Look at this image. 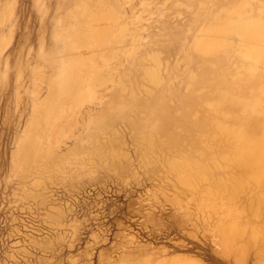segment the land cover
Wrapping results in <instances>:
<instances>
[{
    "label": "rangeland",
    "instance_id": "1",
    "mask_svg": "<svg viewBox=\"0 0 264 264\" xmlns=\"http://www.w3.org/2000/svg\"><path fill=\"white\" fill-rule=\"evenodd\" d=\"M98 1L0 0V264H264V185L233 192L213 126L264 123V41L206 33L236 0Z\"/></svg>",
    "mask_w": 264,
    "mask_h": 264
},
{
    "label": "bare ground",
    "instance_id": "2",
    "mask_svg": "<svg viewBox=\"0 0 264 264\" xmlns=\"http://www.w3.org/2000/svg\"><path fill=\"white\" fill-rule=\"evenodd\" d=\"M100 1V0H99ZM98 1V2H99ZM105 1V0H104ZM109 2H112V0H108ZM107 1V2H108ZM120 1V0H119ZM251 1L252 3L254 1L258 2V8L260 7L261 9L259 10V13L256 15V14H253L251 15H248L246 13V9L248 8V6L251 4ZM84 2V1H83ZM108 2L109 5H111L110 3ZM115 2V1H114ZM118 2V0H117ZM223 2V1H222ZM230 2V1H229ZM229 2L227 4H229ZM85 3V2H84ZM83 3V5H85ZM102 3V1H101ZM113 3V2H112ZM236 3V4H235ZM235 3L232 2V4L228 5V6H225L223 8V10L221 8L220 11L222 10V12H220V16H218L216 19H213L215 20V22H212L213 24L209 25L205 30H206V33L208 34V32H212V34L214 35L213 32H217V33H222L225 29V25L227 24L228 26H230V24H232V20L234 18L235 21H238L242 27H241V32H242V36L243 38L247 39V40H250V39H257V40H261V41H264V19H261L258 17V15H262V2L260 0H236ZM107 4V5H108ZM115 4V3H114ZM120 4V3H119ZM122 4V3H121ZM126 4H129V3H126ZM222 4V3H221ZM226 4V5H227ZM88 5V3H87ZM99 4H97L98 6ZM105 5L104 7L106 8ZM118 5V4H117ZM117 5H115L116 7H118ZM255 4H253L254 6ZM89 6V5H88ZM96 6V5H95ZM100 6V5H99ZM113 6V5H112ZM121 6V5H119ZM220 6V5H219ZM251 6V5H250ZM249 6V7H250ZM257 6V5H256ZM83 7V6H82ZM85 7V6H84ZM83 7V8H84ZM87 7V6H86ZM109 7V6H108ZM114 7V6H113ZM115 7V8H116ZM123 7V5H122ZM223 7V6H221ZM89 8V7H88ZM87 8V10H88ZM253 8V7H252ZM86 9V8H85ZM91 11H92V7L89 8ZM99 9V8H98ZM103 9V7H102ZM101 9V10H102ZM107 9V8H106ZM121 7L118 9L120 10ZM218 9V8H217ZM218 9V10H219ZM84 10V9H83ZM82 10V11H83ZM95 10V9H94ZM114 10L115 9H111L109 7L108 10H105L104 12H100L99 14L101 16H107V15H113L114 13ZM123 10H125L123 8ZM129 10V9H128ZM256 10H257V7H256ZM85 11V10H84ZM83 11V12H84ZM90 11V12H91ZM250 11H254L253 9L250 10ZM89 12V13H90ZM94 12V11H93ZM116 12V11H115ZM121 12V11H120ZM126 12V11H125ZM124 12V14H122V16H124L126 13ZM219 12V11H218ZM264 12V11H263ZM70 13V12H69ZM130 13V11H129ZM216 13V12H215ZM80 14L82 15L81 11H80ZM132 14V13H131ZM218 14V13H217ZM98 15V14H97ZM213 15V14H212ZM89 16H91L89 14ZM88 16V17H89ZM217 16V15H216ZM215 16V17H216ZM214 17V15H213ZM122 18V17H121ZM212 18V16H211ZM263 18V17H262ZM96 19V17H95ZM98 19V18H97ZM112 19V16L111 18ZM119 19V18H118ZM101 20V18H100ZM211 20V19H209ZM92 21V20H91ZM103 21V20H102ZM104 22V21H103ZM103 22L101 24H103ZM117 22V21H116ZM124 22V20H123ZM122 20L120 21V24L123 23ZM127 22V20H126ZM210 22V21H209ZM107 23V22H106ZM112 23V22H111ZM95 24V23H94ZM108 24H109V21H108ZM107 24V25H108ZM114 22L111 24V26H113ZM117 24V23H115ZM98 25V24H97ZM125 25V24H124ZM90 26H91V23H90ZM89 26V27H90ZM126 26V25H125ZM201 26V25H200ZM206 26V25H205ZM204 26V27H205ZM116 27V26H115ZM200 28V27H199ZM202 28V27H201ZM200 28V29H201ZM78 29V28H77ZM111 29H113V27H111ZM126 29V28H125ZM204 29V28H203ZM79 30V29H78ZM89 30V28L87 29ZM85 30V31H87ZM202 30V29H201ZM112 31V30H111ZM111 31H108V32H111ZM118 31V30H117ZM204 32V30H202ZM106 30L104 28H101V27H96L92 30L88 32L90 33V36L92 35L93 38L96 40V41H100L101 43L104 44V42H102L104 40V34H105ZM114 32V31H113ZM112 32V34H113ZM201 32V31H200ZM87 33V34H88ZM85 34V33H84ZM111 34V33H110ZM119 34V33H118ZM203 34V33H202ZM206 35V34H205ZM113 36V35H112ZM218 36V35H217ZM123 37V36H122ZM202 37V36H201ZM120 38V37H119ZM119 40V39H118ZM117 40V41H118ZM89 43V42H87ZM197 47L199 48V50L201 52H204V53H211L210 55H214V57H218L219 59H222V58H227L228 57V49L225 48V45L223 44V41L222 39H216L215 37L213 38H210V37H203L202 39L200 40H196L195 41ZM84 44V43H83ZM93 44V43H91ZM90 44V45H91ZM108 44V43H107ZM82 45V44H81ZM87 45V44H85ZM93 46H95V44H93ZM105 46V45H104ZM103 46V48H104ZM110 46V45H109ZM88 47V46H87ZM92 47V46H91ZM81 48V47H80ZM82 48H85V47H82ZM89 48V47H88ZM87 48V49H88ZM94 48V47H93ZM98 48V47H96ZM196 48V47H195ZM86 49V48H85ZM88 51V50H87ZM257 50H251V52H255ZM195 53V52H194ZM208 54V55H209ZM231 56V55H230ZM192 57V56H191ZM196 57V56H195ZM199 57V56H198ZM210 57V56H209ZM235 57V56H234ZM194 58V57H193ZM200 58V57H199ZM148 59V58H147ZM192 59V58H191ZM197 59V58H195ZM150 60V59H149ZM231 60V59H230ZM201 61V60H200ZM223 61V60H222ZM152 62V61H150ZM202 62V61H201ZM199 63V62H198ZM220 63V62H219ZM88 64H91V63H88ZM86 64V65H88ZM194 64V63H193ZM192 64V65H193ZM213 64V63H212ZM211 64V65H212ZM224 64V63H223ZM71 65V64H70ZM94 65V64H93ZM156 65V64H155ZM158 65V63H157ZM201 65V64H199ZM208 65V64H206ZM213 65H216L213 64ZM218 66V65H216ZM223 66V65H222ZM221 66V67H222ZM72 67V65H71ZM195 67V66H194ZM214 67V66H213ZM226 67V66H224ZM223 67V69H224ZM201 68V67H200ZM198 68V69H200ZM209 68H211L209 66ZM218 68V67H217ZM220 68V67H219ZM227 68V67H226ZM221 69V68H220ZM84 70V69H83ZM196 70V69H195ZM202 70V69H201ZM205 70V69H204ZM216 70V69H215ZM203 71V70H202ZM208 71H211L208 69ZM207 71V72H208ZM191 72V71H190ZM221 72V71H220ZM193 73L196 74V72L194 71ZM203 74V72H201ZM191 74V73H190ZM200 74V73H199ZM221 74V73H220ZM224 74V73H223ZM193 75V74H192ZM201 75V74H200ZM206 76V75H205ZM209 76V75H208ZM212 76V75H211ZM198 78V77H197ZM200 78V77H199ZM210 78V76H209ZM216 78V77H215ZM222 78V76H221ZM196 79V78H195ZM205 79H207L205 77ZM204 79V80H205ZM223 79V78H222ZM227 79V78H226ZM200 80V79H199ZM216 80H219V79H216ZM221 81V80H220ZM224 81V80H223ZM227 81V80H226ZM226 81H225V84H226ZM193 83V82H192ZM201 83V82H200ZM204 83V82H203ZM202 83V84H203ZM206 83H208L206 81ZM215 83V81L213 82V84ZM216 83H219V81H217ZM195 84V83H194ZM201 84V85H202ZM212 84V85H213ZM221 84V83H220ZM223 84V82H222ZM223 84V85H225ZM210 85V84H209ZM208 85V87H209ZM212 85L210 86V88L213 90L212 88ZM215 85V84H214ZM217 85V84H216ZM195 86V85H194ZM221 86V85H220ZM199 87V85H198ZM204 87V86H203ZM214 87V86H213ZM224 87V86H222ZM197 88V87H196ZM205 88V87H204ZM220 88V87H218ZM207 89V88H206ZM205 89V90H206ZM214 89H217L214 88ZM220 90V89H219ZM211 91V90H210ZM214 91V90H213ZM221 91V90H220ZM216 91H214L215 93ZM203 93V91H202ZM206 93V92H204ZM207 93H209L207 91ZM206 93V95H207ZM217 93V92H216ZM218 93H222L221 92H218ZM201 94V93H200ZM218 95V94H217ZM223 95V94H222ZM205 97V96H204ZM203 97V99H204ZM219 97V96H218ZM222 97V96H220ZM219 97V99H220ZM214 98V97H213ZM210 99V98H209ZM208 99V100H209ZM214 99H212L213 101ZM208 103V102H207ZM253 108V110H255V108L253 106H251ZM199 114V112H198ZM224 116V115H223ZM228 116V115H227ZM226 116V117H227ZM232 116V115H231ZM207 118V117H206ZM216 118V117H214ZM220 118V117H219ZM228 118V117H227ZM226 118V120H227ZM218 119V118H217ZM224 119V118H223ZM229 119V118H228ZM209 120V119H208ZM206 119V121H208ZM213 120V119H212ZM235 120V119H234ZM214 121V120H213ZM254 121L257 123L255 125V127H251V129H243V127H237V126H232V125H229V124H226L224 123L222 120L221 121H214L213 122V126L215 128V131L218 130L220 132H224L229 138L235 140L234 143H235V150L233 152H231L228 156H226L224 153H222V156H221V160L222 162H229L231 164H233L234 166H236V170H237V173L232 175L231 174V184H232V189H233V192L237 193V191L241 188V186L245 185L247 182H253L254 184L258 185L259 187H262L264 185V123L263 122H259V119L258 117L254 119ZM211 122V121H210ZM234 122V121H233ZM235 124V123H234ZM211 125V123L209 124ZM236 125V124H235ZM212 127V126H211ZM213 128V127H212ZM249 128V127H248ZM214 132V131H213ZM217 133V131L215 132ZM220 133H218L219 135ZM215 135V134H214ZM223 136V135H222ZM220 158V157H219ZM218 160V159H217ZM260 198H263V196H259ZM258 198V197H257ZM237 226L236 225H229L228 227H226V229H223V235H233L237 232Z\"/></svg>",
    "mask_w": 264,
    "mask_h": 264
}]
</instances>
